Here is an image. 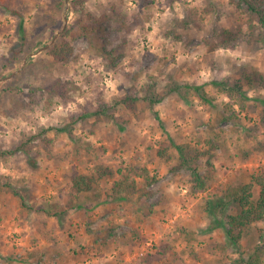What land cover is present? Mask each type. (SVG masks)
<instances>
[{"label":"rangeland","instance_id":"rangeland-1","mask_svg":"<svg viewBox=\"0 0 264 264\" xmlns=\"http://www.w3.org/2000/svg\"><path fill=\"white\" fill-rule=\"evenodd\" d=\"M84 1L75 7L73 0H0V67L16 61L15 73L1 72L0 79V264H244L226 245L224 231H207L213 219L206 203L264 169V106L255 101L264 100V81L244 88L250 99L244 108L212 83L233 85L255 70L264 79V47L246 41L232 50L213 42L221 30L235 32L255 17L238 0ZM64 14L67 28L88 15L97 20L106 52L118 55L115 62L92 51L84 36L70 40L67 62H54L46 54L50 47L41 51L63 29ZM147 54L154 60L150 67L143 65ZM59 79L69 83L68 93L31 96ZM151 79L161 93L172 80L206 84L214 104L204 105L186 90L154 108L123 104L129 90ZM228 103L237 123L218 117ZM101 105L110 108L108 116L71 122ZM66 126L73 137L58 131ZM172 141L195 162L183 165ZM97 168L115 175L98 184L107 203L99 205L94 223L96 212L89 213L99 206L93 193L77 195L73 179ZM191 168L205 190L194 189ZM144 169L157 178L154 185L141 178ZM119 170L132 174L141 191L129 202L106 197ZM42 208L65 213L50 216ZM181 231L193 234V241ZM257 248L264 249V221L245 230L241 241L245 258Z\"/></svg>","mask_w":264,"mask_h":264},{"label":"trees","instance_id":"trees-1","mask_svg":"<svg viewBox=\"0 0 264 264\" xmlns=\"http://www.w3.org/2000/svg\"><path fill=\"white\" fill-rule=\"evenodd\" d=\"M76 4L75 7L84 6V0H73ZM241 4L245 5L246 12L250 16L255 17L249 19L244 27H238L235 32L229 30H221L214 40V45L225 49H236L242 44V42L255 43L264 47V0H238ZM240 6V4H239ZM80 12L79 10H76ZM119 26L131 29L129 26L122 25L120 20L117 19ZM257 24H256V23ZM98 21L94 20L92 16L88 15V18H79L73 25L67 28L61 33L54 44L46 51V54L50 56L56 63H64L69 61L73 56V47L70 40L79 36H84L89 40L90 48L97 53L100 57L106 58L111 63H114L118 58L114 52H106L105 50V38L101 35V28L97 27ZM19 33L21 37V47H23L27 41L26 30L24 22L21 20L19 24ZM55 37V36H54ZM49 45V44H48ZM47 45V46H48ZM207 45H212L210 40ZM143 65L146 67L152 66L153 57L147 54L143 58ZM16 61L9 60L2 64L0 67L1 72L9 71L8 75H13L15 71L10 70ZM5 77L1 75L0 79ZM264 79L263 76L255 70L252 74L244 73L242 78L237 80L233 85H228L224 82H213L212 85L222 91L230 100H233L237 105L244 108L245 101L250 100L244 91V88L253 89L259 85H262ZM202 85H179L175 81H168L166 84V93L160 92L159 82L152 80L138 87L135 86L129 90L127 96L123 99V104L126 106H135L140 102L147 104L150 108H154L160 104L167 95L177 92L181 94L182 90H186L188 93L194 92L196 97L203 102L204 105L214 104L213 99L209 97L205 87ZM41 89V90H40ZM53 96H60L68 93L70 90L69 83H64L60 79L58 81H52L40 88L36 87V90L31 91V96L34 94L45 93V91ZM188 97V94L184 96ZM264 106V100L256 99ZM110 108L107 106H100L94 113H88L80 115L76 118H70L72 123H76L80 120H85L89 117H97L98 120L103 116H108ZM218 117L222 122L237 123L238 119L233 110V103L225 104L223 111L218 112ZM59 132L67 133L73 137V131L69 126L63 129H58ZM173 147L177 150L181 162L183 165H191L195 162L196 158H189L186 154V150L183 146L176 145L171 142ZM24 146V145H23ZM25 147V146H24ZM18 148V150H20ZM120 178L112 182L109 192L106 193L108 199H112L114 202H129L134 196L141 191L136 179L132 177V174H122L119 170ZM113 171H105L102 168H97L96 172L89 175H79L73 179V187L76 194H91L94 207L107 203L102 201V195L99 192V182L104 179H112L114 177ZM135 175V174H134ZM191 176L196 183L194 189L205 190V181L196 169L191 168ZM141 178L145 181V184L149 187L157 182L156 177H150L148 170L144 169L141 173ZM13 190V195L21 196L17 190L8 186ZM145 191V190H143ZM145 197L148 194L145 193ZM23 201V198H22ZM23 207L27 208L25 202L22 203ZM83 204H80L78 208L83 209ZM92 209V208H91ZM89 212V209H86ZM50 216H61L63 213L51 212L46 209H40ZM206 213L209 217H212L211 224L207 231H214L221 229L225 233L226 245L235 253L240 256V262L244 264H262V258L264 257V249L257 248V251L249 258H245L241 253V241L245 230L264 221V169L256 170L250 175L248 182H242L229 186L224 194L217 196L214 199L207 201ZM182 235L187 241H193V234L181 231ZM238 261V262H239Z\"/></svg>","mask_w":264,"mask_h":264},{"label":"crops","instance_id":"crops-1","mask_svg":"<svg viewBox=\"0 0 264 264\" xmlns=\"http://www.w3.org/2000/svg\"><path fill=\"white\" fill-rule=\"evenodd\" d=\"M101 208H102V206H99L97 209V211H92V212H88L89 214H93V212H96L95 214H93V216H91V218H90V221H93L94 223H97V221H95L94 219H96V214H98V213H100V210H101ZM100 209V210H99ZM101 216H99V218H100ZM99 218H97V219H99ZM64 240V239H63ZM66 240H64V242H65ZM64 242L62 241V242H60L59 244H58V248L60 249V250H63V246H64ZM66 244L67 243H69L68 241L67 242H65ZM81 242H78V244H80ZM75 249V248H74ZM87 264H93V262H91V261H89Z\"/></svg>","mask_w":264,"mask_h":264},{"label":"water","instance_id":"water-1","mask_svg":"<svg viewBox=\"0 0 264 264\" xmlns=\"http://www.w3.org/2000/svg\"><path fill=\"white\" fill-rule=\"evenodd\" d=\"M67 4H68V3H67ZM67 11H68V5L65 7V13H66ZM67 23H68L67 14H64V26H63V29L61 30L60 33H58V34L53 38L52 42H51L48 46H46L45 48H43L41 51L46 50L47 48L51 47L52 44H54V42L56 41V39L58 38V36H59L62 32H64V30L67 28ZM41 51H40V52H41Z\"/></svg>","mask_w":264,"mask_h":264}]
</instances>
